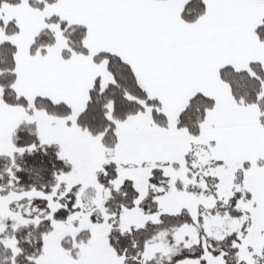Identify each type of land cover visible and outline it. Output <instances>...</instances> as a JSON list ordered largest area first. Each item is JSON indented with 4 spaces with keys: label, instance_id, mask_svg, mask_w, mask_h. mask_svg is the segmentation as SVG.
<instances>
[{
    "label": "snow or ice",
    "instance_id": "1",
    "mask_svg": "<svg viewBox=\"0 0 264 264\" xmlns=\"http://www.w3.org/2000/svg\"><path fill=\"white\" fill-rule=\"evenodd\" d=\"M0 264H264V0H0Z\"/></svg>",
    "mask_w": 264,
    "mask_h": 264
}]
</instances>
